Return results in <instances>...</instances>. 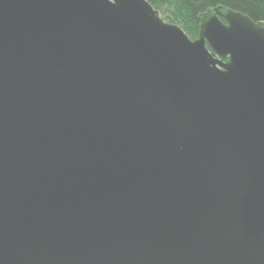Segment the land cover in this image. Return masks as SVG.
<instances>
[{"label": "water", "instance_id": "obj_1", "mask_svg": "<svg viewBox=\"0 0 264 264\" xmlns=\"http://www.w3.org/2000/svg\"><path fill=\"white\" fill-rule=\"evenodd\" d=\"M198 19L0 0V264H264V21Z\"/></svg>", "mask_w": 264, "mask_h": 264}, {"label": "trees", "instance_id": "obj_2", "mask_svg": "<svg viewBox=\"0 0 264 264\" xmlns=\"http://www.w3.org/2000/svg\"><path fill=\"white\" fill-rule=\"evenodd\" d=\"M165 20L175 22L192 39L199 35V15L218 6L241 11L253 20L264 21V0H149Z\"/></svg>", "mask_w": 264, "mask_h": 264}, {"label": "rangeland", "instance_id": "obj_3", "mask_svg": "<svg viewBox=\"0 0 264 264\" xmlns=\"http://www.w3.org/2000/svg\"><path fill=\"white\" fill-rule=\"evenodd\" d=\"M181 26V25H180ZM184 30V29H183Z\"/></svg>", "mask_w": 264, "mask_h": 264}]
</instances>
